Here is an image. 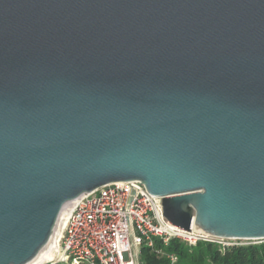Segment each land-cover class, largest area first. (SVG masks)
Masks as SVG:
<instances>
[{
  "label": "water",
  "instance_id": "water-1",
  "mask_svg": "<svg viewBox=\"0 0 264 264\" xmlns=\"http://www.w3.org/2000/svg\"><path fill=\"white\" fill-rule=\"evenodd\" d=\"M129 180L167 223L264 240V0H0V264Z\"/></svg>",
  "mask_w": 264,
  "mask_h": 264
},
{
  "label": "built area",
  "instance_id": "built-area-1",
  "mask_svg": "<svg viewBox=\"0 0 264 264\" xmlns=\"http://www.w3.org/2000/svg\"><path fill=\"white\" fill-rule=\"evenodd\" d=\"M68 213V212H67ZM163 219L161 198L149 194L140 180L118 181L100 186L82 197L71 209L57 245V257L45 264H141L146 247L159 255L156 240L243 244L238 239L194 233ZM247 240V239H246ZM256 244L258 239H250ZM174 264L172 255H167Z\"/></svg>",
  "mask_w": 264,
  "mask_h": 264
},
{
  "label": "trees",
  "instance_id": "trees-1",
  "mask_svg": "<svg viewBox=\"0 0 264 264\" xmlns=\"http://www.w3.org/2000/svg\"><path fill=\"white\" fill-rule=\"evenodd\" d=\"M156 247L161 249V254L142 248L141 264H170L167 255L173 256L174 264H264V241L257 244L219 246L209 242L184 243L178 240L163 245L156 240Z\"/></svg>",
  "mask_w": 264,
  "mask_h": 264
},
{
  "label": "bare ground",
  "instance_id": "bare-ground-1",
  "mask_svg": "<svg viewBox=\"0 0 264 264\" xmlns=\"http://www.w3.org/2000/svg\"><path fill=\"white\" fill-rule=\"evenodd\" d=\"M65 213L58 218L54 231L49 239L48 243L38 253V255L26 264H45L54 260L57 257V245L60 242V237L63 232V228L67 223V217L69 213Z\"/></svg>",
  "mask_w": 264,
  "mask_h": 264
},
{
  "label": "rangeland",
  "instance_id": "rangeland-1",
  "mask_svg": "<svg viewBox=\"0 0 264 264\" xmlns=\"http://www.w3.org/2000/svg\"><path fill=\"white\" fill-rule=\"evenodd\" d=\"M264 241V240H263ZM263 241H259V242H257V243H261V242H263ZM236 243H243V244H249L251 241L250 240H246V239H238V240H236L235 241ZM256 243V244H257Z\"/></svg>",
  "mask_w": 264,
  "mask_h": 264
}]
</instances>
